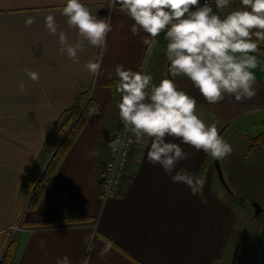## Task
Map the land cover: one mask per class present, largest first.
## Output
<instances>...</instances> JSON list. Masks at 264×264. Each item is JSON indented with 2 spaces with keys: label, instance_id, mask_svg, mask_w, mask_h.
<instances>
[{
  "label": "crops",
  "instance_id": "1",
  "mask_svg": "<svg viewBox=\"0 0 264 264\" xmlns=\"http://www.w3.org/2000/svg\"><path fill=\"white\" fill-rule=\"evenodd\" d=\"M81 2L94 15H109L111 0ZM65 3L0 0V258L8 253L10 264H55L64 255L71 264H228L236 213L215 181L219 178L215 160L203 151L181 144L189 157L176 170L184 168L206 178L203 190L193 195L186 184L173 183L160 165L147 161L150 140L145 137L131 160L123 193L103 201L101 175L121 99L114 69L119 64L146 72L153 81L164 79L170 63L165 54L167 42L161 33L151 48L143 44L145 34L131 33L134 22L117 5L111 9L113 30L107 38L102 75L95 78L84 64L97 58L100 49L85 42L80 62L74 63L59 54L58 37L44 27L45 16L53 14L60 30L75 43L76 33L61 15ZM239 7L231 5L219 14ZM28 16L35 18L30 27L24 23ZM261 54L264 51L253 53L260 65L253 70L258 94L250 101L226 98L210 104L187 77L175 80L180 89L196 98L198 116L210 111L222 125L251 115L263 121ZM25 68L37 72L39 80L29 79ZM21 83L25 84L23 92ZM83 96L95 111L55 169L43 197L29 207L21 198L23 183L34 172L60 116ZM230 108L237 114L228 120L229 115H224ZM89 149L96 154L86 158ZM105 239L113 246L102 260L98 253ZM41 240L46 241L44 248Z\"/></svg>",
  "mask_w": 264,
  "mask_h": 264
},
{
  "label": "clouds",
  "instance_id": "2",
  "mask_svg": "<svg viewBox=\"0 0 264 264\" xmlns=\"http://www.w3.org/2000/svg\"><path fill=\"white\" fill-rule=\"evenodd\" d=\"M232 2L111 0L109 15L99 17L81 0H66L61 15L66 18L67 27L75 31V43L65 31L60 30L53 14L44 18L48 33L58 37L59 54L66 55L74 63L80 62L79 54L85 50V42L100 49L97 58L84 64L95 78L102 75L107 38L113 30L112 8L120 6V11L134 22L131 33L134 36L144 33L142 43L148 47L154 46L161 33L164 34L167 42L165 54L170 62L167 71L171 78L161 79L156 84L146 72L116 65V90L121 96L117 108L120 120L135 138L134 142L141 143L145 137L149 138L147 161L160 165L173 183L186 184L193 195L203 190L206 178L184 168L176 170L177 165L189 157L181 144L203 151L217 160L226 159L233 148L219 134L215 123L207 125L196 114V98L178 88L175 78L187 77L210 104L226 98L235 102L250 101L258 94L253 70L260 65V60L253 53L259 52L264 44V0H239L241 7L221 16L218 10L229 7ZM24 23L30 27L35 18L28 16ZM23 71L32 81L39 80L37 72L28 68ZM112 75V72L108 73L109 78ZM24 89L25 84L21 83L20 92ZM169 138L179 140L180 144ZM95 154L89 149L86 158ZM39 244L44 248L46 241L41 240ZM112 246V241L104 240V247L98 253L100 259L107 257ZM55 264H71V261L64 255L58 257Z\"/></svg>",
  "mask_w": 264,
  "mask_h": 264
},
{
  "label": "rangeland",
  "instance_id": "3",
  "mask_svg": "<svg viewBox=\"0 0 264 264\" xmlns=\"http://www.w3.org/2000/svg\"><path fill=\"white\" fill-rule=\"evenodd\" d=\"M260 57L264 60V54ZM168 76L167 71L165 78ZM206 112L199 115L200 118L207 125L215 123L219 134L223 131L222 137L233 148L230 156L220 160L226 187L218 177L215 180L219 181L218 188L227 193L228 203L236 213L233 249L228 257V264H232L238 244L236 264H264V145L256 150L250 148L254 139L263 132L262 119L251 115L234 121L235 118L230 115L237 113L230 108L224 116L229 115L228 120L232 119L222 125L216 115ZM254 204H259L262 208V213L258 216Z\"/></svg>",
  "mask_w": 264,
  "mask_h": 264
},
{
  "label": "trees",
  "instance_id": "4",
  "mask_svg": "<svg viewBox=\"0 0 264 264\" xmlns=\"http://www.w3.org/2000/svg\"><path fill=\"white\" fill-rule=\"evenodd\" d=\"M260 48V51H264V44ZM85 101L86 97H80L72 107L66 110L46 139L43 150L37 159L34 172L25 179L21 188V198L26 203L29 202V207L36 206L43 197L55 169H57L65 154L73 146L93 114L95 106L92 102L85 104ZM261 124L263 132L254 139V143L250 147L255 148L254 150L264 145V119ZM9 259L10 257L7 253L1 264H10Z\"/></svg>",
  "mask_w": 264,
  "mask_h": 264
},
{
  "label": "built area",
  "instance_id": "5",
  "mask_svg": "<svg viewBox=\"0 0 264 264\" xmlns=\"http://www.w3.org/2000/svg\"><path fill=\"white\" fill-rule=\"evenodd\" d=\"M203 4L204 0H200ZM240 4L239 0H233L229 5ZM215 8V6L213 5ZM226 9V8H225ZM218 10V11H224ZM158 84L159 81H153ZM135 138L125 128L118 116L116 127L111 135L108 155L104 163L100 181V192L103 201L119 197L123 193L124 183L128 177L131 160L135 156L140 143L134 142ZM119 141V143H116Z\"/></svg>",
  "mask_w": 264,
  "mask_h": 264
},
{
  "label": "water",
  "instance_id": "6",
  "mask_svg": "<svg viewBox=\"0 0 264 264\" xmlns=\"http://www.w3.org/2000/svg\"><path fill=\"white\" fill-rule=\"evenodd\" d=\"M168 78H171V77L168 76ZM222 133H223V131L220 133L221 136H222ZM214 160H215V168H216V171L218 173L219 179L221 180L223 185H225V187H226L225 180H224L223 173H222V169H221V162H220V160H217V159H214ZM254 208H255L257 216L262 213V208H261V206L259 204H254ZM238 254H239V244L235 248V252H234V255H233V259H232V264H236L237 263ZM2 257L0 258V263L2 261Z\"/></svg>",
  "mask_w": 264,
  "mask_h": 264
}]
</instances>
